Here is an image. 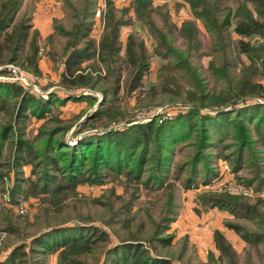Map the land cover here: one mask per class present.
Wrapping results in <instances>:
<instances>
[{"label":"rangeland","instance_id":"obj_1","mask_svg":"<svg viewBox=\"0 0 264 264\" xmlns=\"http://www.w3.org/2000/svg\"><path fill=\"white\" fill-rule=\"evenodd\" d=\"M5 1L7 0H0V9ZM237 1L151 0V6L154 8L151 14L152 25L145 23L144 26L136 21L138 17L134 12L135 0H21L7 32L14 33L21 21L40 27L38 30L31 28L16 61H4L0 64V81L19 85L25 91L43 99L50 93L62 98L69 95L94 96L93 101L69 100L63 105L53 104L46 117L42 119L28 115L25 119V137L33 139L42 131L62 127L65 130L56 137H64L69 144H74L77 131L82 132L81 134L94 133L144 122L154 116L171 118L175 111L188 110L193 105L207 110L216 103L225 102L228 107L236 103L235 106L254 101L263 103L264 96L261 97L260 94L243 96L249 89L264 93V90L253 86L257 84L264 87L261 61L252 63L247 56L237 52L235 40L239 37L233 31L224 38L223 42L218 38V33L208 31L203 21L194 16V6L197 5L200 9L201 4L209 3L220 9L217 12L218 17L222 15V10L227 8H231L233 13ZM243 1L253 7L251 0ZM124 8H128V11L122 13ZM109 9L113 10L115 18L121 17L126 21H132V25L120 28L121 49L113 69H109L105 62H97V59L84 62L83 66L90 67V71H94L93 77L96 79L94 86L92 88L63 86L61 73L68 53L65 45L71 38L61 32V29L71 31L73 24L84 15L93 19L90 36L98 41ZM38 19H41L40 24ZM185 21L194 24L197 31L195 36L182 30ZM34 29L37 30L35 38ZM133 30L134 38L144 43L143 53L150 62V67L141 81L136 84L137 87L130 90L133 66L126 57L125 40ZM33 42L38 49L37 73L27 68L30 63L28 58L33 52ZM251 42L264 44V35L252 37ZM80 45L82 46L83 42ZM138 45L135 41L133 51L137 54L141 51ZM167 47L170 51L164 52ZM156 48L160 54H166L167 58L162 66H160L161 56L155 53ZM10 65L19 69L21 79L18 77L20 75L18 72H10L11 80L3 78L11 69ZM24 83H29V86ZM13 102L14 100L9 101V105H5L0 110V127L14 120ZM100 103H103L101 109ZM95 113L97 114L94 115ZM233 116L234 114L231 118ZM249 127L250 139L255 143L251 151L248 149L244 151V160L236 175L230 171L233 152L237 145L235 129L231 124L224 126L221 134H211L212 144L206 153L213 155L211 164L218 171L216 178L219 175L227 176L237 183L250 186L254 193L251 196L218 193L204 187L202 162L197 165L194 178L196 181L186 188L191 174L190 162L195 151V147L191 144L193 138L177 144L172 152L170 169L164 179V182L173 183L171 189L154 183L137 185L127 182L124 177L112 179L111 175H107L104 184L78 185L76 192L69 193L63 198L60 208L56 210L47 203H41L37 197L24 199L18 198V195L15 197L16 201L21 199L26 203L25 212L18 213L11 196V203L7 204L3 201L5 187L9 189L10 184L6 180L5 183L0 181V261L5 260L14 247L22 244L24 240H29L40 230L59 224L83 223L106 231L113 242L136 237L144 241L152 253L170 257L173 264H264V242L250 244L238 235L237 242L227 239L234 250L233 255H221L215 247L213 236L217 227L227 228L224 226V221H230L240 224L250 233H260L264 237V223L259 224L254 219L244 217V211L241 209L236 210L238 214L236 217L227 210L207 206L199 200L200 194L203 193L239 197L241 201L250 205L257 204L259 219L264 220V188L256 191L254 185L246 184L254 174L264 176V146L254 134L252 124H249ZM13 140L10 135L5 143L0 159L3 170L11 159ZM218 141L220 147L214 146ZM36 146H39L38 142ZM217 153H221L222 158L217 159L215 157ZM223 155L228 158L225 159ZM223 158L225 162L220 160ZM30 174H32L31 166H23V175L27 183L30 181ZM237 178H241L243 182ZM170 194L173 197L171 204ZM163 216L175 218L169 230L165 232L174 234L168 245H160L156 240L151 239L157 223ZM103 245L105 247L106 244ZM24 251V255L21 254L9 264H59V257L57 256L55 260L54 252L47 253L36 245L32 248L26 247ZM94 251L78 256L76 264H100L102 261L100 253Z\"/></svg>","mask_w":264,"mask_h":264},{"label":"trees","instance_id":"obj_2","mask_svg":"<svg viewBox=\"0 0 264 264\" xmlns=\"http://www.w3.org/2000/svg\"><path fill=\"white\" fill-rule=\"evenodd\" d=\"M251 1L253 7H250L243 0H238L233 13L231 8H227L222 10V15L219 17L217 12L220 9L215 7L213 3L201 4L200 9L196 5L193 12L194 16L203 21L207 30L218 33V38L223 42L224 38L229 33L231 35V31H233L239 37L235 40L237 52L247 56L252 63L260 60L264 71V44L251 42L252 37L264 35V0ZM20 4L21 0H7L1 6L0 64H3L4 61L13 62L18 59V55L23 50L24 43L29 36V31L33 28L32 24L21 21L14 33L7 32ZM153 9L151 0H135L134 12L138 17L136 21L144 26L145 23L149 26L152 25L151 14ZM127 11L128 8H124L122 13ZM104 20V29L98 41L95 37L90 36L91 25L94 24L93 19L84 15L73 24L71 31L61 29V32L71 38L65 45V50L68 53L61 73L63 86H68L67 88H92L94 86V82H96L93 77L94 71H90V67L83 66L84 62L97 59V62H105L109 69H113L121 49L120 28L125 25H132V21H126L121 17L115 18L112 9H109ZM151 27L153 28V26ZM56 28L59 29V27ZM183 29L192 36L196 35V28L189 21L183 23ZM34 30L33 36L35 38L37 30ZM158 33L161 34L160 31ZM134 34L135 31L133 30L125 40L126 57L133 66L130 90L137 87L136 84L141 81L150 67V62L143 53L144 43L141 40H136ZM245 38L248 39L245 40ZM135 41L138 42L141 49L139 54L133 51ZM82 42L83 45L81 46ZM162 42L165 44L164 41ZM157 48L155 53L161 56L160 66H162L167 57L165 53L160 54ZM32 49L33 52L28 58L30 63L27 68L37 73L36 53L38 49L35 42H33ZM167 51H170V48H165L164 52ZM253 86L264 90L261 85L255 84ZM251 94L264 96V93L253 91V89H249L243 96ZM13 100L14 120L0 127V159L9 136L12 135L14 138L8 166L3 170L0 163V181L5 183V180L10 179L12 174L9 194L15 203L21 200L16 201L15 197L18 195V198L24 199L32 196L37 197L41 203L51 205L56 210L60 208L63 198L67 197L69 193L76 192L78 185L85 183L104 184L107 175H111L112 179L124 177L127 182L137 185L154 183L158 186L165 185L167 189H171L173 183L164 182V179L170 169L172 152L177 144L190 138H193L191 144L195 147V151L190 162L191 174L187 180L186 188H189L188 186L196 181L194 178L196 177L197 165L201 162L204 167L202 184H209L216 179L218 174V171L211 164L212 153H206L212 144L210 141L211 134H221L223 127L229 124L235 129L234 136L237 140L231 161L232 168L230 169L234 175L241 168L244 151L247 149L251 151L252 145L255 143H252L248 133L251 131L249 124H252L254 134L264 146V102L254 101L235 106L236 103L232 107H228L225 102L216 103L209 106L207 110L193 105L188 110L175 111L171 118L154 116L150 120L117 129L84 134L77 131L75 143L69 144L64 137H56L65 130L62 127H53L49 131H42L33 139L26 138L24 135L25 119L28 115L42 119L46 117L53 104L63 105L69 100L93 101L94 96L69 95L62 98L50 93L47 98L43 99L25 91L19 85L0 81V110ZM102 104L100 103V109ZM214 106L215 108H213ZM232 114H234L233 118H231ZM14 133H16L15 137ZM37 142L39 146H36ZM217 145L220 147L219 141L214 143V146ZM215 157L217 159L222 158L221 153H217ZM224 158L227 159L228 157L225 156ZM224 158L220 160L225 162ZM26 165L31 166L32 172L29 175L30 181L28 183L23 175V166ZM143 176L145 177L143 178ZM237 180L243 182L241 178H237ZM26 183L27 185H25ZM246 184L254 185L256 191H261L264 188V176L254 174L253 178ZM240 199L227 194L203 193L199 196V200L207 206L227 210L236 217H238L236 210L241 209L244 211V217L263 224L264 220L259 219L260 213L257 204L250 205ZM171 200L173 202V197L170 194V204ZM165 219L166 222H164ZM174 219L173 216L167 218L163 216L162 220L157 223L151 239L156 240L160 245H168L174 234L165 232L169 230ZM224 226L234 230L244 241L250 244L264 242L262 234L250 233L238 223L224 221ZM213 236L215 247L221 255H233L234 250L231 243L219 229L214 230ZM103 244H106L105 247ZM35 245L42 248V251L46 250L47 253L58 251L59 264H76L78 256L94 250L95 253H100V258H102L100 264H173L170 257L152 253L144 241L136 237L113 242L106 231H102L94 225L83 223L59 224L49 227L31 238L28 244L22 243L14 247L6 259L0 261V264L13 262L21 254H25L26 247L32 248Z\"/></svg>","mask_w":264,"mask_h":264},{"label":"built area","instance_id":"obj_3","mask_svg":"<svg viewBox=\"0 0 264 264\" xmlns=\"http://www.w3.org/2000/svg\"><path fill=\"white\" fill-rule=\"evenodd\" d=\"M10 68L11 69L8 70L9 72H7L6 75H4L5 77H3V78H5L7 80H11V78L9 77L11 75L10 72H18L20 75H18V74H15V75L16 76L18 75V77H20V79H21V73H20L19 69L13 65H10ZM25 85L29 86V83L25 84ZM225 167H224V169H225ZM204 187H206L208 189H212L213 191H217L218 193H228V194L236 195V196H251L252 194H254L253 190L251 189L250 186L243 185L242 183H237L232 178H229L227 176H220V175L214 180V183L211 182L209 184H205ZM3 201L7 204L11 203L8 187H5V191L3 192ZM13 204H14L15 209L17 210L18 213H24L25 212V210H26L25 201L20 200L16 203H13Z\"/></svg>","mask_w":264,"mask_h":264},{"label":"crops","instance_id":"obj_4","mask_svg":"<svg viewBox=\"0 0 264 264\" xmlns=\"http://www.w3.org/2000/svg\"><path fill=\"white\" fill-rule=\"evenodd\" d=\"M43 18V16H41V19ZM44 18H45V16H44ZM41 19H38V23L40 24V22L39 21H41ZM34 28H36L37 30L39 29V25H34L33 26ZM29 165H26V166H24V167H28ZM27 175V174H26ZM8 181V183L10 184V186L12 185V178L11 179H8L7 180ZM62 225H68V224H62ZM73 225V224H72ZM50 227H53V226H50ZM49 228V227H48ZM47 228V229H48ZM47 229H43V230H40L38 233H36L35 235H33L32 237H30L29 238V240H24V241H22V243H27L28 244V242L30 241V239L31 238H33L34 236H36V235H38L40 232H42V231H45V230H47ZM217 229H219L223 234H224V236L226 237V239H228V240H230V241H233V242H237V241H239V237H238V234H236L234 231H232V229H229V228H223L222 226H219V227H217ZM55 254V256H54V259L56 260V258H57V256H58V254H59V252L58 251H56V252H54ZM101 260V259H100Z\"/></svg>","mask_w":264,"mask_h":264}]
</instances>
